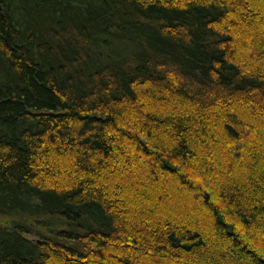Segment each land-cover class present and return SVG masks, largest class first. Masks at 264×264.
I'll use <instances>...</instances> for the list:
<instances>
[{"label":"trees","instance_id":"1","mask_svg":"<svg viewBox=\"0 0 264 264\" xmlns=\"http://www.w3.org/2000/svg\"><path fill=\"white\" fill-rule=\"evenodd\" d=\"M0 264H264V0H0Z\"/></svg>","mask_w":264,"mask_h":264}]
</instances>
